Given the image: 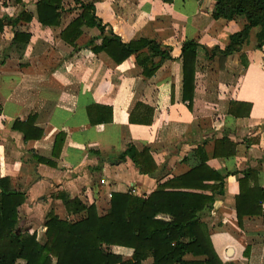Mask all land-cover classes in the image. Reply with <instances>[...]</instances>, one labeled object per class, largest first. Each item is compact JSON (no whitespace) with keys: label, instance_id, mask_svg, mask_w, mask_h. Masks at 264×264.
Wrapping results in <instances>:
<instances>
[{"label":"crops","instance_id":"obj_1","mask_svg":"<svg viewBox=\"0 0 264 264\" xmlns=\"http://www.w3.org/2000/svg\"><path fill=\"white\" fill-rule=\"evenodd\" d=\"M93 2L103 32L122 41L152 37L169 49L170 57L144 75L133 54L115 62L103 51H92L86 43L91 37L99 41L95 26H81L75 47L61 38V29L77 10L73 0H61L60 20L52 24L37 20L36 0H0V176L24 191L17 206L21 221L29 229L40 225L43 233L48 208L65 218L56 196L60 189L94 201L98 211L108 205L110 190L132 187L147 194L196 165L195 148L201 145L205 164L222 175V193H213L210 209L198 218L210 252L218 264H264V44L255 46L257 26L249 28L239 50L208 55L203 46L227 43L229 33L244 25L242 15L212 17L213 0ZM20 11L29 19L3 17ZM14 30L28 34L23 45L25 33L13 43ZM185 38L197 42L189 103L182 98L180 43ZM246 104L248 113L240 114ZM145 106L152 108L149 121L143 120L148 116ZM56 133L60 147L54 156ZM222 137L235 144L231 153L227 144L214 142ZM128 144L137 150L147 146L156 169L143 173L128 156L116 159ZM213 148L220 153L212 155ZM195 190L212 192L210 187ZM236 203L242 212L239 221ZM157 216L181 218L167 212ZM110 246L125 256L131 251Z\"/></svg>","mask_w":264,"mask_h":264},{"label":"trees","instance_id":"obj_2","mask_svg":"<svg viewBox=\"0 0 264 264\" xmlns=\"http://www.w3.org/2000/svg\"><path fill=\"white\" fill-rule=\"evenodd\" d=\"M73 1L77 3V10L60 31L61 38L73 47L74 40L81 32V26L86 25L95 26L99 31L98 42H93L91 37L86 43L92 51H103L115 62L133 54L144 75H150L163 59L170 57L169 49L160 46L152 37L139 36L122 41L113 32H103V24L94 10L93 0ZM60 2L61 0H36L37 20L45 24L60 20L63 9ZM210 14L214 18L227 19L242 15L245 22L241 28L229 33V40L223 46H203L206 54H227L239 50L251 26H257L255 46L259 48L264 44V0H213ZM3 17L6 20H18L29 19L30 15L20 11L16 16ZM23 33L25 32L14 30L13 43L21 39ZM27 35L25 33V40L20 45L25 43ZM196 44L190 38H185L180 43L182 98L187 99L188 103L192 97ZM145 107L148 116L143 120L149 121L152 108ZM248 108L246 104L239 113H248ZM140 119L141 117L138 121H143ZM36 130L34 135L39 136L41 129ZM57 140H60L59 133L54 135L51 148L54 156L58 154L60 147ZM214 142L219 146L227 144L229 153L235 145L225 137ZM203 151L201 145L197 146L195 152L199 162L196 165L157 183L147 194H138L129 188L110 190L108 205L103 211L97 210L94 201L86 202L76 195H69L65 190H58L56 196L70 217L59 218L51 207L48 208L43 215L42 223L45 228L41 238L36 236L34 229L17 225V206L24 200L25 194L23 190L13 187L8 176L1 175L0 264H16L17 261L19 264H218L199 230L198 218L200 213L210 209L213 193H222V175L208 168ZM216 153L220 152L213 148L212 155H217ZM124 156L130 158L139 172L151 173L156 169V163L147 146L137 150L128 144L116 154V159L122 160ZM35 158L53 163L39 155H35ZM249 171L250 168L244 171V178H241L243 182ZM208 179L217 182L204 183ZM243 182L240 181L241 188ZM205 187L212 188V192L207 194L195 190ZM164 212L180 215L181 218L170 221L157 216ZM241 213L236 203L238 221ZM261 218L264 222V213H261ZM110 245L131 248L129 256L124 258L121 253L109 250ZM185 253L200 255L201 258H184Z\"/></svg>","mask_w":264,"mask_h":264},{"label":"rangeland","instance_id":"obj_3","mask_svg":"<svg viewBox=\"0 0 264 264\" xmlns=\"http://www.w3.org/2000/svg\"><path fill=\"white\" fill-rule=\"evenodd\" d=\"M107 204V203H106ZM99 206V205H98ZM107 206V205H106ZM106 206H104V207H102V210H104L105 208H106ZM100 211V210H99ZM65 216L66 217H70V216H68V215H66L65 214ZM25 221L23 220V221H21V217H19V220H18V222H17V225L18 226H20V227H25L26 226V224L24 223ZM23 223V225H21ZM30 225H32L33 226V224H31L30 223ZM34 225H36L35 223H34ZM39 226V227H38ZM26 228V227H25ZM33 228L36 230L35 232H36V236H38V238H41V236H42V233H40V231H41V229H42V227L40 228V225H37V226H33ZM37 228V229H36ZM109 248V250H113L112 248L113 247H111V246H109L108 247ZM122 255V254H121ZM122 257H127V256H125V255H122ZM17 263L19 264V261H17Z\"/></svg>","mask_w":264,"mask_h":264},{"label":"built area","instance_id":"obj_4","mask_svg":"<svg viewBox=\"0 0 264 264\" xmlns=\"http://www.w3.org/2000/svg\"><path fill=\"white\" fill-rule=\"evenodd\" d=\"M99 182H104V179L103 178H99ZM129 190L133 191V188L130 187Z\"/></svg>","mask_w":264,"mask_h":264}]
</instances>
